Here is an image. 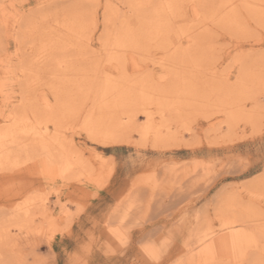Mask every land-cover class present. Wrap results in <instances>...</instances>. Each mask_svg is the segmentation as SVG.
I'll return each mask as SVG.
<instances>
[{
  "label": "rangeland",
  "instance_id": "obj_1",
  "mask_svg": "<svg viewBox=\"0 0 264 264\" xmlns=\"http://www.w3.org/2000/svg\"><path fill=\"white\" fill-rule=\"evenodd\" d=\"M16 137L0 207L38 197L3 236L28 264H264V0H0Z\"/></svg>",
  "mask_w": 264,
  "mask_h": 264
},
{
  "label": "bare ground",
  "instance_id": "obj_2",
  "mask_svg": "<svg viewBox=\"0 0 264 264\" xmlns=\"http://www.w3.org/2000/svg\"><path fill=\"white\" fill-rule=\"evenodd\" d=\"M121 84H122V82H121ZM98 90H100V89H98ZM135 96H136V94H135ZM172 103H173V101H172ZM105 109H107V108H105ZM16 126H17V124H16ZM92 128L95 129L94 127H92ZM92 130H91V132H92ZM17 138L18 137L13 138L9 142H7L6 139H2L1 140V144H0V163H2V164L3 163L4 164L5 163H8L7 165H9L11 159L14 156H16L17 154L20 155L21 152H24V154H26L27 156L30 155L29 151H31L30 150L31 146L30 145L23 144V142H20L19 139L21 137H19V139H17ZM23 138H24V136H23ZM23 138H21V139H23ZM53 138H55V137H53ZM41 141L43 143H40V145L44 146L43 147V150L41 151L42 154H44L47 157V159H48V161L50 163L56 164L58 166V171L63 176H64L65 173H67V171L73 170L79 164V160L78 159H75L72 156L73 155V152L72 151H69L68 149H64V147H62L63 150L61 152H58L57 155H55V153H57V152L54 153L53 149L51 148V143L46 142L45 139H42ZM34 146H36V145H34ZM32 154L34 156V153H32ZM39 156H41V155H39ZM4 167H7V166L4 165ZM38 203H39L38 202V197H34V195L33 196L31 195L24 202H22L20 204H17L14 207H11V208H9L7 206H1L0 207V264H28L25 261L26 259L20 258L17 255L16 251L11 252V248H10L11 246H10V244L12 242V240H11L12 236L9 235V237H10L9 239L4 238L3 236H4V233L10 232L11 226H13L15 229H18L20 227H23L26 224L28 226V223H30L29 221L32 219V216H31L32 215V208L35 205L37 206ZM195 229H196V226H195L194 230ZM210 233L211 232L208 230V228L207 229H205V228L196 229V231H195V233H194V235L192 237L193 238L192 241H188L189 243L187 244V249H188V252H189V253H187V254H189L188 257H191L192 258L193 255H195V253L198 252V251H200V250H203V249H206V248L212 249V246H211V243H210V240H211L210 239ZM215 234H217V233H215Z\"/></svg>",
  "mask_w": 264,
  "mask_h": 264
}]
</instances>
